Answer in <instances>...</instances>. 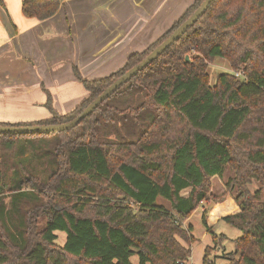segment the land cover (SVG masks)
Returning a JSON list of instances; mask_svg holds the SVG:
<instances>
[{
  "label": "trees",
  "instance_id": "obj_1",
  "mask_svg": "<svg viewBox=\"0 0 264 264\" xmlns=\"http://www.w3.org/2000/svg\"><path fill=\"white\" fill-rule=\"evenodd\" d=\"M63 1L23 0L22 9L45 20ZM203 1L120 70L83 79L88 96L73 110L61 114L49 97V117L24 125L78 117ZM219 57L231 70L212 82L209 64ZM228 169L222 197L237 189L240 211L222 220L241 235L224 264H264V0H213L74 127L0 134V264H133L135 255L139 264H186L196 238L184 223L204 201L221 202L211 180ZM202 220L214 241L225 235L211 231L206 211Z\"/></svg>",
  "mask_w": 264,
  "mask_h": 264
},
{
  "label": "crops",
  "instance_id": "obj_2",
  "mask_svg": "<svg viewBox=\"0 0 264 264\" xmlns=\"http://www.w3.org/2000/svg\"><path fill=\"white\" fill-rule=\"evenodd\" d=\"M3 1L6 9L0 5V121L24 123L50 115L49 109L48 116L42 113L36 117L19 111L33 108L31 102L36 99L39 102L35 104L44 103L41 83L47 87L56 81L74 83L78 74L87 80L113 74L131 54L146 50L169 31L195 0H64L57 13L45 20L27 17L23 0ZM57 87L63 91L60 97H73L67 105L51 97L61 114L70 112L88 96L84 91L78 94L76 87L68 89V94L66 85ZM226 212L214 213L208 226L212 229L229 215Z\"/></svg>",
  "mask_w": 264,
  "mask_h": 264
},
{
  "label": "rangeland",
  "instance_id": "obj_3",
  "mask_svg": "<svg viewBox=\"0 0 264 264\" xmlns=\"http://www.w3.org/2000/svg\"><path fill=\"white\" fill-rule=\"evenodd\" d=\"M164 35V34H163ZM189 58V57H188ZM229 63L224 58H217L214 62L209 64V74L211 77V81L214 82L217 75L223 72L230 71ZM76 82L71 83L70 81H56L54 84L49 83L47 87L43 86V83L40 84L41 92L43 93V99L45 100L42 105L35 104L39 102L37 99L35 101L37 102H31V107L29 106L26 109L20 108L19 111L26 112V116H32L36 117L35 115H41L42 113H46L48 116V107L47 103L49 100V97H52L54 95L55 101L58 102L60 105L64 104H71L73 101V97L70 96L64 98L60 97L59 94H62V90L58 89L57 86L60 85H66V93L67 90H72L74 87L78 89V94H81V91H84L85 93H88L87 90L83 87V79L77 76V79H75ZM68 94V93H67ZM70 95V94H69ZM87 97V95H86ZM85 97V98H86ZM81 98V97H80ZM72 99V100H70ZM84 99V98H83ZM82 99V100H83ZM81 100V101H82ZM79 101V103L81 102ZM55 102V103H56ZM37 115V116H38ZM0 121V125L8 124L9 126H27L24 124L32 123L27 121ZM37 122V121H33ZM234 172L231 169H228L222 177L216 176L211 180V193L215 196V198H220L221 202L213 203L212 198L204 201L202 206L199 207L192 215L191 217L185 221V226L189 227L190 225L193 226V236L196 238L195 242L192 246V256L190 259L186 262V264H203V258L205 256V250L207 247H211V250L209 251L208 255V261L206 264H224L226 257L229 255V253H232L235 251V244L234 240L241 235V231L231 225H229L226 221L220 220L216 224H214L211 229L217 235L225 234L223 237H220L217 239V241L213 240V236L210 232H208V229L205 227L203 220H202V214L204 211L208 213V220H211L214 216V213L218 211H222L224 213H227L226 211L230 212L228 214L236 213V211H240L239 204L236 200V197L238 195L237 189H235L232 193H229L225 199L222 197L227 192V180L229 177H233ZM249 188L252 193H254L258 188V183L256 181L252 182L249 185ZM185 195L188 194V190L184 192ZM165 201V200H163ZM165 204L169 206V203L165 201ZM219 204V206H218ZM221 204V205H220ZM214 211V213L212 212ZM58 240L57 243L60 245H63L66 241L67 235L65 232L58 231ZM183 244H185L184 241L180 240ZM133 264H139L138 256L135 255L132 257ZM205 264V263H204Z\"/></svg>",
  "mask_w": 264,
  "mask_h": 264
},
{
  "label": "water",
  "instance_id": "obj_4",
  "mask_svg": "<svg viewBox=\"0 0 264 264\" xmlns=\"http://www.w3.org/2000/svg\"><path fill=\"white\" fill-rule=\"evenodd\" d=\"M213 0H204L202 4L194 11V13L184 21L167 39L159 44L152 52H150L141 62L128 70L124 75L115 80L103 93H101L88 107L75 119L59 124H35L27 126H9L0 125V134H34V133H53L59 132L77 125L83 118L92 113L104 100L112 95L121 85L126 83L139 71L143 70L147 65L152 63L159 55L168 49L174 42L179 40L181 36L205 13ZM188 59V57H187Z\"/></svg>",
  "mask_w": 264,
  "mask_h": 264
},
{
  "label": "built area",
  "instance_id": "obj_5",
  "mask_svg": "<svg viewBox=\"0 0 264 264\" xmlns=\"http://www.w3.org/2000/svg\"><path fill=\"white\" fill-rule=\"evenodd\" d=\"M237 75H240V73L238 72V73H236Z\"/></svg>",
  "mask_w": 264,
  "mask_h": 264
}]
</instances>
